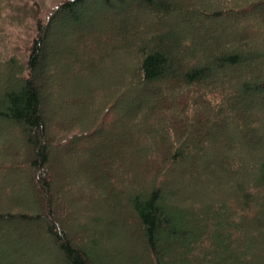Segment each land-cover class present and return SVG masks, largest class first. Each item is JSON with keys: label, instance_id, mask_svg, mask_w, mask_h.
Listing matches in <instances>:
<instances>
[{"label": "trees", "instance_id": "obj_1", "mask_svg": "<svg viewBox=\"0 0 264 264\" xmlns=\"http://www.w3.org/2000/svg\"><path fill=\"white\" fill-rule=\"evenodd\" d=\"M96 3L117 16V22L105 28L96 18H88L79 10L84 0H62L50 10L39 0H0V66L4 77L0 80V121L13 126L25 140L24 149L16 147L13 138L0 143V169L28 166L36 170L41 174L36 178L37 190L46 197L44 214L23 210V203L11 201L9 193L4 195L7 206L0 209V226L5 230L34 226V234L19 235L20 240H30V245L45 233L55 249L56 260L50 259L51 264H122V259H113L119 251L104 243L109 239L113 244L112 234L81 225L65 201L56 207L54 184L46 171L53 145L73 151L85 139L98 138L97 133L110 122L109 129L118 137L106 150L97 147L89 157L81 146L80 155H73L84 165L78 178L87 176L84 168L93 171L79 189L78 198L89 204L100 200L121 213L123 222L131 225L147 264H264V154L258 158V151L251 146L242 154L232 138L222 137L223 142H219L217 136V131L224 130L246 143L255 138L252 143L256 145L262 140L258 136L264 135V118L254 113L255 105L264 99V78L235 81L242 74L241 65L261 59L242 50L249 48L255 37L242 30L247 29L244 22L251 16L264 23V0ZM147 9L156 16L145 19ZM125 11L134 13L130 20L121 21L120 14H127ZM173 13L190 30L187 41L173 30H158L164 17ZM230 16L240 18L241 32L235 40L238 49L212 55L206 65H190L194 59L187 51L203 49L204 33L219 19ZM149 26L157 31L149 32ZM140 36L148 40L137 46ZM256 36L264 41V30ZM103 41L119 44V50L134 51L136 60L129 75L134 81H104L94 88L90 85L89 94L82 89L79 94H70L67 104L77 109L78 115L69 123L55 125L50 136L46 110L50 75L57 72L60 63L68 71L65 84H70L69 79L86 80L83 74L99 71L95 64L111 62ZM231 41L227 37L210 47L216 49ZM206 49L202 52L209 54ZM176 54L185 58H176ZM221 71L225 72L218 75ZM140 89L145 91L138 109L116 118L115 108L122 97ZM116 140L123 145L117 146ZM227 140L232 145L221 153V167L210 165L203 154L211 147L218 152ZM26 149L32 159H27ZM193 155L192 162L185 165ZM250 158L259 161V173L254 176L244 172ZM180 164L186 168L179 184L167 176ZM191 180L194 187L182 188ZM182 198L187 206L177 203ZM8 206L17 207L10 210ZM95 219L93 224L98 222ZM1 239L0 264H28L15 242ZM38 246L31 245L26 251L39 256L47 252L40 243ZM119 253L126 262V255ZM9 255H14V260ZM137 262L142 264L140 259Z\"/></svg>", "mask_w": 264, "mask_h": 264}, {"label": "rangeland", "instance_id": "obj_2", "mask_svg": "<svg viewBox=\"0 0 264 264\" xmlns=\"http://www.w3.org/2000/svg\"><path fill=\"white\" fill-rule=\"evenodd\" d=\"M59 1L62 0H39V3L46 10H50ZM112 1L114 2V0ZM86 6L89 8H87ZM79 10L82 11V13L86 15L88 18H96V20L100 22L102 26L105 28H108V26L112 22L115 23L118 20L117 16L112 15L109 10H106L104 9V7H101L99 3L95 4V0H84V4L79 7ZM149 11L150 9H147L148 13L143 15L145 19L150 18L152 15L156 16L154 13H151ZM262 12L263 11H259V14H262ZM126 13L127 14H124L123 12L120 14L121 21L122 19H128V18L130 20V15L132 16L134 12L130 11V14L129 12ZM157 18L161 19V17H157ZM164 19L165 20H163V22L160 24L162 26H160V28L158 29L159 31H161V29L163 28L173 30L176 34H178L179 36L181 35V37L185 38V40L187 41L186 38L190 30L187 28L186 24L183 23V21L180 19V17L177 14L175 13L170 14L168 16H165ZM239 19H240L239 17L230 16V17H223L222 19L216 21L217 24L213 26L212 30L208 31L207 33H204L203 45L205 47L203 46V49L192 47L187 51L188 52L187 56H190L189 57L190 59H194L190 65H195L197 63L206 65L207 63L210 62L212 55H218L220 52H227L229 50H237L238 45L237 42L235 41L236 35H238L241 32L240 29L238 28V23H237ZM244 23L247 26V29H244L242 31L249 30L251 31L250 34H254L255 37L252 38L251 41L252 43L249 45V48L247 49L242 48V50L246 53H248L247 51H250L253 54H255L257 57H261V59L255 63L241 65L242 74H240V76H237L235 81H257L264 78V41L262 39L257 38L256 36L259 33L263 32L264 23H260L259 20L254 16H251L248 19V21H245ZM147 30H149V32L151 33L157 31V29L152 26H149ZM211 37L214 38V40L210 41L209 38ZM227 37L229 39H232L231 43L225 42L223 47L220 46L219 48H216L217 50L212 49L210 47L213 44L223 43L224 40L227 39ZM146 39L148 40V37ZM146 39L140 36V42H137L136 45L140 46L142 42L146 41ZM192 42L196 43L195 41ZM103 46L107 49L106 54H108L111 57V62L110 63L104 62L102 63V65L100 63L95 64V67L98 66L99 71H97L96 73L93 72L92 74L91 72L83 74L86 80L83 81L80 78L78 79L75 78L73 80L69 79L70 84L67 83L65 84L64 79L68 80L66 77L67 76L66 72L68 71L64 69L62 67V64L60 63H58L57 68L55 69L57 70V72H55V74L50 75V81L48 82L49 83L48 93L46 97V110L48 112V117H49L48 119L51 128L49 130L50 136L54 135L53 128L55 125L62 124L63 122L69 123L76 115H78V110L77 109L73 110L72 107H69L67 104L69 101L68 96H70V94L72 93L79 94L81 89L83 90V93H85V95L86 93L89 94L90 85L91 88L92 87L94 88L96 85H101L104 81L119 82L122 81L124 78L129 79L132 82L134 81L133 78L132 79H130L131 77L129 78L130 72L132 70L131 63L132 61L135 62L136 60L134 51L132 50L128 51L123 48L122 50H119L121 46L119 44L117 45L115 42L110 43L108 41L106 42L103 41ZM183 47L185 49L188 48L186 43H184ZM206 48L210 51L209 54L202 52ZM175 57L185 58L184 56L181 57L178 54H176ZM86 68H88V66H86ZM2 70L3 68L0 66V80H3L4 78L2 77L3 76ZM224 72L225 71H221L217 74L221 75ZM144 91H145L144 89H140L135 93L124 95L122 99L119 101V103L116 105L115 108L116 112L114 113V116L118 119H121L123 118L122 114L130 115L131 113H134V111L138 109ZM254 113L262 114L264 118V99H260L259 102L255 105ZM262 121L264 124V119H262ZM108 125H110V122L107 124V126L102 127L101 130L97 133V135L99 136L98 138L92 137L90 139H85L83 142H81L80 147L76 148L73 151L72 150L69 151V147L67 149V147H60L58 145L52 146L51 161L48 168H46V171L50 175V178L54 184L53 192L55 193V197H56L55 198L56 207L58 206L60 207L62 201H65L67 205V210L70 211L72 217L73 216L76 217V219L81 225H91L93 228H98L103 230V233H108L110 235L112 234L111 236L113 238V244H109L110 240L106 239L104 241L105 245L108 246L109 249H112L115 252L121 251L122 254L126 255L127 258L126 262L123 261L124 259L120 257V253L117 252L118 253L116 254L117 258L114 257L113 258L114 260L122 259L121 260L122 264H136L138 263L137 260L140 259L142 264H147L148 262L147 258L138 248L137 239H134L133 236L134 232H132L131 230V225L129 224L126 225V222L125 223L123 222L121 213L119 214L116 213L114 209H112L106 204L101 203L100 200L97 201L98 203L89 204L88 202L86 203L82 202L78 198V194H79L78 191H80L79 189L81 188L82 184L85 183L86 177L87 178L92 177L93 171L90 168H84L86 172L85 175L87 176H84L83 178H78L79 175L78 173H80V170L82 166L84 167V165H82V162H79L77 159H75L73 155H80L79 154L80 151L83 150L82 147L88 150L87 156L89 157L95 152L97 147L106 150L107 146H110V144L112 143V139L118 137L114 133L113 129H109ZM82 126L84 125L82 124ZM115 126L117 128H120V126H118V124L116 125V123ZM15 131L16 129L13 126H8L7 123L0 121V143L3 144V141L9 142V140L13 138L15 140L14 141L15 146L24 149L23 145L25 143L24 142L25 140L20 136L19 133H16ZM217 132H218L217 136L219 142H223L222 137L223 138L229 137L230 140L233 139L235 147H238L239 151H241L242 154L248 153V151L251 149L249 148L250 146L254 151L255 150L258 151L257 153L258 158H260L261 154L262 155L264 154V135H262V137L258 136V138H262V140L259 141V144L255 143L256 145H254L252 141H255V138H251V141L249 143H246L242 138L234 137L228 131L220 130ZM262 132L264 133V127L262 129ZM104 139H106L105 142ZM116 141H117L116 143L117 146L123 145L121 140H116ZM224 144H225L224 146L218 147V152L212 151L213 148L211 147L206 152V154H203L205 157H207V162H209L210 165L215 164L217 165V167H221L223 161L221 156L222 154H225L226 151L225 148L229 145H232L228 140ZM25 154L27 159L33 158L28 149H26ZM194 156L195 155L191 156V159L186 161L185 165L187 164L189 165L192 162ZM197 158L198 157H196V159ZM7 159L11 160V158H7ZM258 164L259 161L257 160V158L248 159L246 165L249 168L244 169L245 168L244 166L243 168L244 172L246 171V173H249L250 175L252 174L251 176L258 174L259 173L257 171L259 170ZM185 168L186 167L183 164L182 165L180 164L175 169H172L167 177L176 180L180 184V179L183 178L182 172H184ZM232 174H230L229 177H231ZM235 175H233V178L235 177ZM38 176H41V174H38L36 170H33L28 166L6 167L5 169L2 170L0 169V209L4 204H5L4 206H7L5 202L6 198H4V195H7L9 193L11 196L10 198L11 201L21 202L25 205L23 210H26L28 212L38 211L46 214L45 206H44L46 203V197L44 194L39 193L37 190L36 178ZM136 181L137 179L134 181L135 184ZM194 183H195L194 180H191L185 186L182 185V188L191 189L192 187H194ZM80 193H83V195L84 194L88 195V193H85L84 191L83 192L81 191ZM206 200L208 201V199ZM185 201L186 200L182 198V200H179L177 203H180L183 206L185 205L187 206L189 203ZM13 207H17V206H8L7 209L15 210V208ZM128 211L130 210L128 209ZM93 217L96 218L95 220L98 221L95 224L92 223ZM73 223H75V221H73ZM35 231L36 229L34 228V226L32 227L27 226L26 228H21V229L18 227L17 228L9 227L6 230L5 228H2L0 226V240H2L1 238H3L5 240L4 243L15 242L14 245H16V247H18L21 250V252L24 254L23 258L28 260L27 261L28 264H51L52 261H50V259H52L53 261L56 260V255L54 252L55 249L54 246L51 244V242L47 240L48 237L46 236L45 233L43 234L40 233L39 234V236L41 237L40 240L38 242H34L33 244H31L39 247L38 245L40 243L43 246V248L46 249L48 253L46 252L45 254L40 256L39 254L30 253L29 251H26V249H28L29 246H31L30 240H22V239L20 240L21 238L19 236L21 235L20 233H23L22 235L25 236L29 233L34 234ZM9 256L14 260L15 258L14 255H9Z\"/></svg>", "mask_w": 264, "mask_h": 264}]
</instances>
